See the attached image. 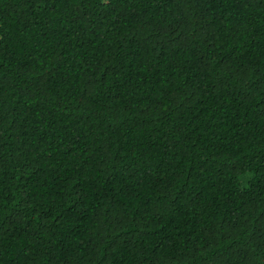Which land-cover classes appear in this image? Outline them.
<instances>
[{
	"label": "trees",
	"instance_id": "obj_1",
	"mask_svg": "<svg viewBox=\"0 0 264 264\" xmlns=\"http://www.w3.org/2000/svg\"><path fill=\"white\" fill-rule=\"evenodd\" d=\"M0 264H264V0H0Z\"/></svg>",
	"mask_w": 264,
	"mask_h": 264
}]
</instances>
